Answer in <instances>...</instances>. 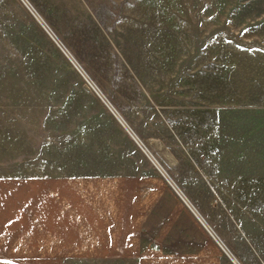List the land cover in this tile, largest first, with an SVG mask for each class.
<instances>
[{"label":"rangeland","instance_id":"rangeland-1","mask_svg":"<svg viewBox=\"0 0 264 264\" xmlns=\"http://www.w3.org/2000/svg\"><path fill=\"white\" fill-rule=\"evenodd\" d=\"M25 2L0 0V177L117 175L160 234L264 264V0Z\"/></svg>","mask_w":264,"mask_h":264},{"label":"crops","instance_id":"crops-1","mask_svg":"<svg viewBox=\"0 0 264 264\" xmlns=\"http://www.w3.org/2000/svg\"><path fill=\"white\" fill-rule=\"evenodd\" d=\"M124 180L60 167L0 177V264H228L214 237L160 234Z\"/></svg>","mask_w":264,"mask_h":264},{"label":"bare ground","instance_id":"bare-ground-1","mask_svg":"<svg viewBox=\"0 0 264 264\" xmlns=\"http://www.w3.org/2000/svg\"><path fill=\"white\" fill-rule=\"evenodd\" d=\"M118 117V116H117ZM119 118V117H118ZM121 118V117H120ZM119 118V121L121 120V122H124L123 123V125H125L126 124V122L124 121V120H122V119H120ZM127 125V124H126ZM125 125V126H126ZM131 130V129H130ZM132 132V131H131ZM137 139V138H136ZM152 159V158H151ZM154 159V158H153ZM162 171V170H161ZM164 174V173H163ZM173 183V182H172ZM179 190V192H180V194H181V196L183 197V199L185 198L184 197V195H183V193L181 192V190L180 189H178ZM178 192V193H179ZM196 211V210H195ZM196 215H197V213H196ZM198 216V215H197ZM199 217V216H198ZM199 220L202 222V224L208 229V225L202 220V219H200V217H199ZM218 242H219V244L221 245V247L223 248V244H222V242L221 241H219V240H217ZM229 254V253H228ZM231 259H232V261L233 262H235V264L237 263V264H239V262H238V260L234 257V256H232L231 255Z\"/></svg>","mask_w":264,"mask_h":264},{"label":"water","instance_id":"water-1","mask_svg":"<svg viewBox=\"0 0 264 264\" xmlns=\"http://www.w3.org/2000/svg\"><path fill=\"white\" fill-rule=\"evenodd\" d=\"M24 2H25V0H23ZM26 3V2H25ZM27 4V3H26ZM28 5V4H27ZM29 7V6H28ZM30 8V7H29ZM31 9V8H30ZM53 37V36H52ZM59 43V42H58ZM62 47V46H61ZM63 48V47H62ZM67 54V53H66ZM74 64H75V62H74ZM76 65V64H75ZM76 67H77V65H76ZM78 68V67H77ZM79 69V68H78ZM99 94V93H98ZM99 96L102 98V100L105 102V104L112 110V112L114 113V115L117 117V115H116V113H115V111L111 108V106L109 105V103L99 94ZM118 118V117H117ZM118 120H119V118H118ZM120 122H121V120H120ZM122 124H123V122H121ZM126 129H127V131L129 132V134L130 135H132L133 136V134H132V132L126 127ZM140 147L144 150V151H148L147 150V148L146 147H144V146H142V145H140ZM148 157H150V158H152L151 156H148ZM160 169V171H161V168H159Z\"/></svg>","mask_w":264,"mask_h":264}]
</instances>
